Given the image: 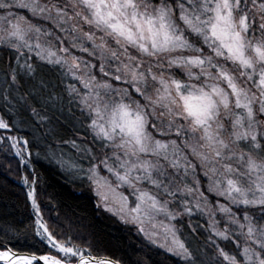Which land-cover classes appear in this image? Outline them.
<instances>
[{"label": "snow or ice", "instance_id": "snow-or-ice-1", "mask_svg": "<svg viewBox=\"0 0 264 264\" xmlns=\"http://www.w3.org/2000/svg\"><path fill=\"white\" fill-rule=\"evenodd\" d=\"M0 52V104L98 206L183 264H205L173 223L197 213L215 264H264V0H0ZM14 128L0 146L30 164ZM37 179L54 252L0 244V264H125L50 229Z\"/></svg>", "mask_w": 264, "mask_h": 264}, {"label": "trees", "instance_id": "trees-1", "mask_svg": "<svg viewBox=\"0 0 264 264\" xmlns=\"http://www.w3.org/2000/svg\"><path fill=\"white\" fill-rule=\"evenodd\" d=\"M0 56H3V52H0ZM0 116L10 123L15 122L12 135L29 140L31 175L34 179L38 178L37 196L50 229L61 235L71 233L75 237L73 243L77 246L87 247L91 243L93 255L111 256L123 260L125 264H129V261L131 264H183L179 258L148 244L115 217L102 211L87 189L86 182L63 173L55 162L44 157L43 145L34 139L35 134L23 123L21 116L9 112L2 104ZM2 166L0 244H7L13 250L50 252L35 235L32 208L22 187L7 176ZM58 225H63V229ZM181 237H185L183 233Z\"/></svg>", "mask_w": 264, "mask_h": 264}, {"label": "rangeland", "instance_id": "rangeland-1", "mask_svg": "<svg viewBox=\"0 0 264 264\" xmlns=\"http://www.w3.org/2000/svg\"><path fill=\"white\" fill-rule=\"evenodd\" d=\"M76 55H83L85 59H90V57H88L86 53L85 54H81V53L77 52ZM4 134L5 133H3L2 130H0V135H4ZM28 153H29V151L28 152H24V157H25L26 160L29 159ZM19 161H20V158L16 157L12 150H10L9 148H6L4 146H0V167H1V165H3L2 167H4L6 169L7 176L10 179H13L17 184H19L22 187L23 193H25V197L27 198L28 191L30 190L31 187H33V185L31 184V180L34 179V178L31 175L32 171H31L30 164H21ZM25 176L29 177L30 182H29L28 185H25L23 183V177H25ZM72 178H74V179H76L78 181H81L80 179L75 178L73 176H72ZM35 187H36V194H37V185H35ZM87 189L91 192L93 198L95 199V201H96V203L98 205L99 204V200L96 197V195L94 194V192L92 191V189L89 187L88 184H87ZM213 200H215L214 197H213ZM37 202L40 205L38 196H37ZM29 203H30V201H29ZM30 205H31V203H30ZM40 207H41V215H42L44 221L47 222L45 214L42 211V206L40 205ZM99 208L102 211H104L105 213H108V214L112 215L110 212L105 211L104 206L102 204H100ZM32 214H33V219H34L33 228H34V232H35V213H34L33 210H32ZM219 215L220 214L217 213V217L218 218H219ZM112 216L115 217L119 222H121L118 219V217H116L114 215H112ZM191 220H193V221L191 222ZM191 220H190V218L187 215H185L183 217L178 218V220L174 221L173 223H175L176 227L179 229L180 235L183 233L184 236H187V239H188L189 243H191L193 245V247H195L196 245L200 246L202 255L204 256V259H205V264H215L216 258L218 257L219 253L215 249V246L212 244L211 240L207 239L210 236V233L208 231H206L207 224H208V217L197 213V214H194L191 217ZM189 223H191L192 227H195L197 229V232L199 233V235H197L196 233L192 232V227H189ZM122 224L124 226H126L127 229L130 230L131 232H133L135 235H139L145 241H147L143 237V235L140 234L137 231V229H136V227L134 225L124 224V223H122ZM220 227H223V222H221ZM193 237H194V240H193ZM147 243L152 245L149 241H147ZM216 243L219 244L220 247H222L226 252L234 253L236 251V246H235V244L232 243L231 240H220V239H217ZM152 246H154V245H152ZM157 248H159V247H157ZM159 249L165 251L162 248H159ZM49 250H50V252H54L53 249L49 248ZM211 253H212L213 258H214L212 260H210V254ZM220 259L222 260V258H220Z\"/></svg>", "mask_w": 264, "mask_h": 264}]
</instances>
